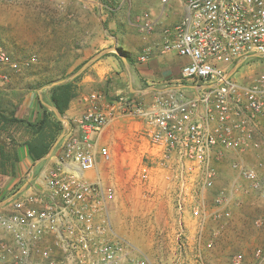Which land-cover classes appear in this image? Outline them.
<instances>
[{"label":"built area","instance_id":"1","mask_svg":"<svg viewBox=\"0 0 264 264\" xmlns=\"http://www.w3.org/2000/svg\"><path fill=\"white\" fill-rule=\"evenodd\" d=\"M159 1L163 7L171 2ZM183 2L185 15L162 32V51L189 59L181 80L193 85V96L171 93L157 97L149 107L126 97L107 102L100 92L84 96L87 108L76 121L81 136L64 144L61 165L47 176L48 194L16 196L11 212L0 213V228L8 238L0 241V264H150L135 245L114 232L116 184L98 176L93 182L84 177L95 174L98 165L90 136H100L117 111L146 119L147 138L158 160L142 166L141 181L149 183L153 168L160 166L167 186L175 191L174 264H205L206 250L232 218L230 193L219 190L213 197V212L205 215L198 192L214 189L218 173L213 163L219 156L233 153L237 157L233 170L264 196V73L248 81L232 79L238 64L264 56V0ZM138 19L141 32L154 31L151 13ZM150 53L146 49L141 60L147 61ZM37 61L36 55L15 60L0 38L1 85ZM98 153L103 162H111L108 148L101 147ZM249 155L251 163L245 160ZM186 213L199 216L194 252ZM207 219L215 223L213 238L205 237ZM255 258L247 263L244 254L237 253L231 264H263L264 246L256 250Z\"/></svg>","mask_w":264,"mask_h":264},{"label":"rangeland","instance_id":"2","mask_svg":"<svg viewBox=\"0 0 264 264\" xmlns=\"http://www.w3.org/2000/svg\"><path fill=\"white\" fill-rule=\"evenodd\" d=\"M87 3L89 6L86 10L89 14L86 16L85 11L81 12L83 21L78 27L80 36L74 35L76 30L74 26H71L72 36H76L78 39L81 37L80 42L83 47L80 48L79 54L76 56L70 52L67 46L61 44L63 38L58 37L54 31L47 33L44 30L45 22H42L39 17V12H42L41 5L32 4L29 6L25 4L24 0H0V38L4 42L6 50L10 54L13 53L15 57L23 59L32 55L38 57L37 63L32 65L29 70L15 75L8 84H0V209L3 207V202L12 194L11 189L5 193H2V190H7L14 183L21 168L25 171V166L20 162L28 157L25 144L32 140L31 130L25 124L4 121V116L23 118L25 113L24 111L22 113V110H24L28 97L32 95L36 100L35 105L38 106L39 93L45 92L52 83L74 75L100 52L115 48L125 51L147 42L150 33L140 31L138 18L145 13L157 12L161 9L159 0H110L112 12L105 8L102 0H90ZM86 17L88 22L85 20ZM92 17L93 22H90ZM87 28L93 30V35L88 38V41L84 35ZM112 55L120 58L114 51L103 57ZM258 60L260 59H251L232 79L248 81L250 78L264 73V67L256 66ZM111 83L114 84V81ZM179 83L172 84L178 85ZM181 84L186 86V82L183 80H181ZM124 89L125 93L119 95L116 101L121 97L129 98L131 92L128 81L124 83ZM184 93L188 95L192 92ZM168 94L171 93L162 94V96ZM129 99L144 106L143 101ZM130 120V123L126 125L134 126V123L137 122L136 118L130 117ZM118 151V157L116 161L114 160L115 164H112V160L109 163L103 162L104 178L102 177L105 182H114L118 191L112 221L114 232L142 250L165 249L163 239L173 231L170 224L167 225L168 221L171 222L167 216V210H163V207L168 208L169 200L175 211L173 217L175 221L177 215L174 193L171 194L170 199L164 197L167 190L164 172L157 170V168L162 170L160 166H155L156 170L152 171L150 182L143 183L139 174L142 166L151 164L150 159L141 155L126 164L120 158V153L126 150L122 147ZM236 159L237 157L233 153H223L219 159L214 160V167L218 173L216 188L235 191L236 212L243 216L241 220L246 223L238 231L240 235H237L236 240L231 241L229 239L231 235L224 236L222 234L224 237H218L214 246L206 250L205 264H231L233 256L237 253L244 254L246 262L252 263L256 261V250L264 246V196L245 180L236 177L232 168ZM245 160L247 161V159ZM38 169L39 167L36 168V171ZM110 177L112 178L110 179ZM23 182L16 183L15 190L21 188ZM199 195L201 194L199 193ZM200 200L204 202L203 213L211 214L214 210L212 195L208 193L202 195ZM120 207H122L123 213H120ZM198 217L190 216L197 225ZM214 230L215 223L207 219L205 237L213 238ZM232 231L231 229L230 232ZM176 232L175 228L174 239H176ZM197 232L198 227L195 228V236H197ZM235 232L237 233L236 230ZM220 238L223 240L221 244H218ZM0 241L7 242L3 233H0ZM153 242L155 244L151 246Z\"/></svg>","mask_w":264,"mask_h":264},{"label":"crops","instance_id":"3","mask_svg":"<svg viewBox=\"0 0 264 264\" xmlns=\"http://www.w3.org/2000/svg\"><path fill=\"white\" fill-rule=\"evenodd\" d=\"M88 1L90 0H24L25 4L29 6L32 4L41 5L42 8L40 9L42 10V12H39V17L41 18L42 22H45L44 30L47 33H52V31H54L58 37L63 38L61 44L67 46L70 52H73V54H75L76 56L77 54H79L80 48L83 47L82 42H80L81 37L80 39H78L76 36H72L71 26L75 27L76 33L74 35L80 36V32L78 33V27L79 24H81L83 21V15H81V12L85 11L86 16L89 14L86 10L89 6L87 3ZM160 7L161 9L157 12L151 11L152 17L155 22V28L154 31L150 33L147 42H143V44H141V46L139 47H132L131 49L125 50L129 58L128 61L130 70L127 69L126 64L123 62V60H121L117 56H106L96 62V64H94L87 72L82 74L80 78L74 83V91L76 96L66 104L65 112L63 115H61L67 122L61 121L55 114V119L59 120L62 123L63 128L62 134L58 137V139L63 134L64 138L58 144L55 150L53 152H51L50 150L48 155L42 160L33 162L29 157H27L25 158V160L20 162V164H23L25 166V171L21 168V171H18V177L14 181V183L10 187H8L7 190H2V193H5V191L7 192L11 189L12 194L7 200L3 202V207L0 209V213L9 214L11 212V200L15 198V193L20 189L17 188V190H15L14 185L16 183L20 184L21 181H24L22 186L29 180H31V183L25 191L19 194L20 197L25 195L48 194L50 188L48 186L47 176L51 171L55 170L61 165L60 158L62 156L64 144L71 137L81 136V132L77 127L76 121L84 114L87 108V104L83 101L84 96L93 92H100L105 96V101L114 102L119 95L125 93L124 83L126 81L129 82V91L131 92L129 98L143 101L144 107H149L157 97L162 96V94L166 93L189 91L192 93H188V96H193L194 91L192 90V88H190L193 85L186 82V86H183V84H181L180 78L181 69L183 66L189 63V59L183 58L175 52L163 53L162 51L163 30L165 28L174 26L182 19V17L186 13V6L183 0H171L168 7H163L161 4ZM85 20L86 22L89 21L87 17L85 18ZM90 22H93V17L90 19ZM84 35L86 36V41H88V38L93 35V30H89L87 28V30L84 32ZM148 48L151 50L150 56L147 61L143 62L141 60V56L143 52ZM11 56L15 60L23 59L18 56L15 57L13 53H11ZM247 63L248 62L244 63L238 69V71L242 67H245ZM256 66L264 67V59L258 60ZM111 81H114V84H112ZM175 82L180 83L178 85H173L172 83ZM53 88H46L45 92H42V94H38V106L35 105L36 100H34L35 98H33L32 95L28 97L24 105V110H22V113L24 111L25 116L23 118H17L28 122L38 121L41 117L39 103L41 102L44 105H50L48 100ZM130 117L137 119V122L134 123V126L126 125L130 123ZM147 130L148 125L145 118L137 115H121L120 111H117L115 114V118L110 120L109 124L104 128L100 136H96L93 134L90 136V138L96 144L95 152L98 154L96 155L98 165L95 174H85L84 177L91 182H93L95 180V177L97 176L102 179L104 163L102 156L98 153V150L101 147H106L109 149L112 155V164H115V161L118 157V149L122 147L126 151L120 153V158L124 161V163L126 162V164L128 163V161H133L134 158H139V156L141 155L143 157H146L147 159H152V161H157L158 157L155 156L157 152L151 147L149 143V140L147 138ZM247 160L253 161V156H247ZM213 164L215 165V163ZM37 167H39V169L36 171ZM219 168L222 169L223 167ZM154 170H156V168H153L152 171L154 172ZM157 170L162 171V173L164 172L159 168H157ZM226 172L231 174V172L229 171ZM235 174L237 178L241 179L236 172ZM111 178L112 177H110V179ZM217 179L218 178H216V180ZM216 187L217 182L215 183L214 189L209 191L198 188V192L201 194L200 197H202V195L204 196L207 193L214 197V195L219 191ZM223 190L227 191L232 196V203L229 206V209L232 212V218L231 220H229L227 229L225 233H223V235H231L229 239L231 241H234L239 234L238 231L243 228L246 222H243V220H241L243 216L240 214L238 215V212H236L237 209L234 203L235 191H230V189ZM174 192L175 191L173 187L169 188L167 186L166 194L164 197L170 199L171 194ZM169 202L170 200L167 203L169 204L167 205L168 208L163 207V210H167V216L171 220V222H167V225L170 224V227L173 231L163 239L165 243V249L150 248L149 250H142L135 245L136 248L141 251L144 257L148 259L150 264H174V262L176 261L177 243L176 239H174V233L175 228L177 229V222L173 219L175 211L173 210ZM120 208V213H123L122 207ZM185 221L186 227L189 231L190 252H194L197 248V243L195 240L196 221L192 220L188 213H186L185 215ZM231 229L233 230L232 232H230ZM235 230L237 231V233L235 232ZM0 233L4 234L1 228ZM219 240L218 244H221L223 238H220ZM154 244L155 243L153 242L151 246H154Z\"/></svg>","mask_w":264,"mask_h":264},{"label":"trees","instance_id":"4","mask_svg":"<svg viewBox=\"0 0 264 264\" xmlns=\"http://www.w3.org/2000/svg\"><path fill=\"white\" fill-rule=\"evenodd\" d=\"M105 8L112 12V4L110 0H102ZM80 78V77H79ZM75 81L54 87L51 90L49 103L55 107L61 115L65 112L66 104L73 99L76 94L74 91ZM50 84V83H49ZM41 110V117L36 122H28L16 117L8 118L4 116V121L25 124L31 130L32 140L25 144L28 157L33 161L37 162L42 160L48 155L53 144L58 140V137L62 134L63 128L62 123L55 119V113L48 109L43 103H39ZM16 159V157H15Z\"/></svg>","mask_w":264,"mask_h":264},{"label":"water","instance_id":"5","mask_svg":"<svg viewBox=\"0 0 264 264\" xmlns=\"http://www.w3.org/2000/svg\"><path fill=\"white\" fill-rule=\"evenodd\" d=\"M116 52L118 54V56L123 60V62L126 64V67L128 70H130V65H129V61H128V55L127 53L122 50L121 48H115V49H107V50H104L102 52H100L97 56H95L94 58H92L89 62H87L78 72H76L74 75L70 76L69 78L67 79H64V80H60V81H57V82H54L52 83L51 85H49L47 88L51 89L53 87H56V86H60V85H64V84H68L74 80H76L77 78H79L82 74H84L93 64H95L97 61H99L104 55H106L107 53L109 52ZM254 58H264V56H254ZM245 63L242 62L240 64H238L236 66V68L234 69V71L232 72V75L234 73H236L238 71V69ZM47 108H49L51 111H53L61 121L63 122H67L62 116L61 114L59 113V111L51 106V105H45ZM64 138V134L57 140V142L54 144L53 148L51 149V152H53L55 150V148L58 146V144L62 141V139ZM31 183V180H29L28 182H26L14 195V197L18 196L19 194H21L23 191L26 190V188L29 186V184Z\"/></svg>","mask_w":264,"mask_h":264}]
</instances>
